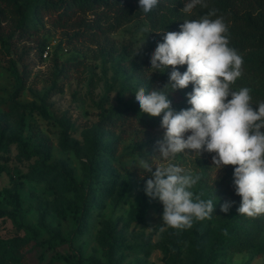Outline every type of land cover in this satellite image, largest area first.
<instances>
[{
  "label": "rangeland",
  "instance_id": "obj_1",
  "mask_svg": "<svg viewBox=\"0 0 264 264\" xmlns=\"http://www.w3.org/2000/svg\"><path fill=\"white\" fill-rule=\"evenodd\" d=\"M190 17L200 18L193 12ZM145 27L150 33L142 31ZM162 31L176 30L161 29L144 15H134L128 21L110 24L98 46L88 42L68 44L62 29L50 27L40 34L15 40L12 50L15 64L0 58V134L7 145L6 150H0V156H9L8 161L3 160L6 166L19 168L22 173H28L36 163L38 156L23 154L15 139L23 116L20 132L23 138H29L43 150L49 149L48 162L54 167L52 175L24 178L22 185H14L6 172H0V190L19 189L29 207L25 222L39 230L38 240L52 234H58L61 240L48 250L31 247L27 264H66L58 259L60 254L73 256L80 264H264V255L254 252H228L207 262L204 253L215 235V220L194 221L190 229L166 227L161 232L163 205L158 198L150 199L145 194V181L152 176L137 167L140 158L148 160L153 171L155 166L171 162L200 174L201 180L191 189L194 194L203 185L205 192L213 196L215 192L222 193L239 206L241 197L233 184L234 166L217 171L212 160L214 154L204 152L198 156L192 150L164 160L157 141L162 140L165 129L161 125L141 126L134 120L117 129L123 138L116 154L101 158L94 153L92 138L103 106L130 103L140 108L135 100L139 87L151 91L168 82L171 67L162 69L164 72L150 68V56L157 43L162 42ZM42 39L52 44L47 59L40 54ZM102 46L114 51L113 56ZM238 53L243 57V74L232 86L233 90L246 86L264 96V73L253 67L264 66V45ZM186 68L187 65L179 66L181 72ZM21 76L25 86L17 95ZM53 84L63 90L56 92ZM162 90L169 93L172 104L191 107L185 89L173 91L168 85ZM259 102L253 98V107ZM64 130L75 148L64 147ZM112 139L108 133L102 138L103 142ZM140 144L144 147L136 149ZM93 157L104 162L110 180L111 190H105L101 196L96 195L91 183ZM241 216L259 220L264 228V215ZM43 223L49 224L53 233ZM14 232L12 221L0 218V235L7 237ZM0 264L15 263L0 257Z\"/></svg>",
  "mask_w": 264,
  "mask_h": 264
},
{
  "label": "clouds",
  "instance_id": "obj_2",
  "mask_svg": "<svg viewBox=\"0 0 264 264\" xmlns=\"http://www.w3.org/2000/svg\"><path fill=\"white\" fill-rule=\"evenodd\" d=\"M158 3L139 0L144 13ZM197 6L208 7L206 0H185L182 11L191 14ZM216 11L211 9L199 19L183 20L179 31H162V42L150 56V68L164 72L162 69L171 67L169 80L160 89L146 91L144 86L139 87L135 100L142 113L151 117L162 114L161 127L165 131L162 140L157 141L162 159L170 161L178 153L192 150L198 156L204 152L214 154L217 171L234 166L233 184L241 197L237 211L256 218L264 215V101L253 107L249 87L233 90L243 74V57L230 46L228 26ZM142 31L150 33L147 27ZM184 65L186 71L181 72L179 66ZM189 84L193 88L186 95L191 107L174 110L169 93L162 89L170 85L174 91ZM137 167L152 176L145 181V194L150 199L158 198L163 205L161 232L166 227L190 229L194 221L211 219L213 200H205L203 192L194 194L191 190L201 180L200 174L171 162L155 166L153 171V165L141 158ZM233 203L224 202L221 211L227 213Z\"/></svg>",
  "mask_w": 264,
  "mask_h": 264
},
{
  "label": "trees",
  "instance_id": "obj_3",
  "mask_svg": "<svg viewBox=\"0 0 264 264\" xmlns=\"http://www.w3.org/2000/svg\"><path fill=\"white\" fill-rule=\"evenodd\" d=\"M208 7L197 6L193 13L202 17L209 10L216 9V16L223 17L228 26L230 46L237 51L249 47L264 45V0H206ZM185 0H159L158 5L150 12L144 13L139 6V0H0V58L15 64L12 58V50L18 37L40 34L45 28H59L64 31L66 42L76 45L88 42L100 46V40L106 34L112 23L128 21L134 15H144L159 28L180 30V25L185 19H191V14L182 11ZM216 18L215 16L212 17ZM47 25H50L47 27ZM49 41L42 39L40 42V54ZM102 50H107L102 46ZM111 56L114 51L107 50ZM79 61V60H78ZM264 73V66L257 67ZM17 95L25 86V79L19 78ZM56 92L63 90L62 87L52 86ZM57 87V88H56ZM192 84L184 88L187 93L191 92ZM253 98L264 101V96L251 92ZM174 110L185 109L183 103L172 104ZM43 112L47 110L43 107ZM138 121L139 125L156 127L161 125V116L151 117L142 113L140 108L130 103L123 105L103 106L97 131L92 140L96 150L95 154L104 157L105 154L114 155L123 138L117 129L128 126L132 121ZM24 126V117L21 118L19 131L15 134L16 141L23 154L28 157L38 156L35 164L28 173H22L19 168H10L3 162L10 159L7 155L0 156V172H6L14 185H22L24 178L38 179L52 175L54 167L48 160L51 157L49 149L31 142L29 138H23L20 133ZM125 128L122 129V131ZM108 133L113 137L111 141L103 142V136ZM65 148H75V144L69 141L67 130H64ZM7 145L0 134V150H6ZM144 144L136 146L141 149ZM3 154V153H2ZM91 168V183L97 196L104 194L110 180L106 174L104 162L93 157ZM198 192H203V199H212L215 207L211 219L217 222L214 237L210 241L204 255L207 262L228 252H254L258 256L264 255V228L259 220L243 218L237 211L238 205L233 203L227 213L220 209V205L229 201L222 193L215 192L214 196L205 192L203 185H199ZM3 205H2V204ZM76 209V206H74ZM29 211L25 199L17 187H6L0 190V218L10 219L15 228L11 236L0 235V257L15 264H27L29 261L28 251L36 246L48 250L57 245L61 240L58 234L38 240L39 230L29 226L25 222V214ZM45 229L53 233L49 224L43 223ZM226 230V233H225ZM33 240L35 242L33 243ZM58 259L66 264H80L73 256L60 254Z\"/></svg>",
  "mask_w": 264,
  "mask_h": 264
},
{
  "label": "built area",
  "instance_id": "obj_4",
  "mask_svg": "<svg viewBox=\"0 0 264 264\" xmlns=\"http://www.w3.org/2000/svg\"><path fill=\"white\" fill-rule=\"evenodd\" d=\"M52 50V44L48 43L42 52V57L47 59L51 55Z\"/></svg>",
  "mask_w": 264,
  "mask_h": 264
}]
</instances>
